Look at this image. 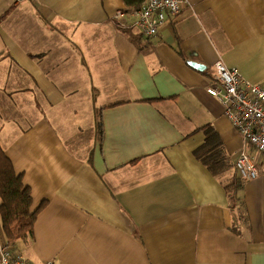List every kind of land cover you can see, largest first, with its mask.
I'll list each match as a JSON object with an SVG mask.
<instances>
[{
	"label": "crops",
	"instance_id": "obj_1",
	"mask_svg": "<svg viewBox=\"0 0 264 264\" xmlns=\"http://www.w3.org/2000/svg\"><path fill=\"white\" fill-rule=\"evenodd\" d=\"M123 8L0 0V147L40 206L12 252L32 264H264V153L206 92L218 60L264 86V0H185L150 37ZM243 150L259 170L245 182Z\"/></svg>",
	"mask_w": 264,
	"mask_h": 264
},
{
	"label": "built area",
	"instance_id": "obj_2",
	"mask_svg": "<svg viewBox=\"0 0 264 264\" xmlns=\"http://www.w3.org/2000/svg\"><path fill=\"white\" fill-rule=\"evenodd\" d=\"M184 3L185 0H145L134 11L131 25L143 36H153L166 17L179 13ZM121 14L117 12L115 16ZM213 66L214 83L206 88V92L221 103L224 114L245 144L264 153V86L245 80L236 68H227L222 61H216ZM248 155L243 150L234 161V169L244 182L259 175L255 162ZM19 254L13 253L5 241L0 242V264H32ZM41 264L53 263L44 261Z\"/></svg>",
	"mask_w": 264,
	"mask_h": 264
},
{
	"label": "trees",
	"instance_id": "obj_3",
	"mask_svg": "<svg viewBox=\"0 0 264 264\" xmlns=\"http://www.w3.org/2000/svg\"><path fill=\"white\" fill-rule=\"evenodd\" d=\"M145 0H123L124 13H131L139 9ZM98 130H101L100 124ZM206 147L197 149L196 154L201 161L208 165V159L204 157ZM0 147V219L4 241L14 251V243L18 240H27L33 234V225L36 210L31 211L32 198L28 186L22 182L21 174H16L10 160Z\"/></svg>",
	"mask_w": 264,
	"mask_h": 264
},
{
	"label": "water",
	"instance_id": "obj_4",
	"mask_svg": "<svg viewBox=\"0 0 264 264\" xmlns=\"http://www.w3.org/2000/svg\"><path fill=\"white\" fill-rule=\"evenodd\" d=\"M189 64L191 65V66H193L194 68H197V69H202L203 68V66H201L200 64H198L197 62H191V61H189Z\"/></svg>",
	"mask_w": 264,
	"mask_h": 264
},
{
	"label": "rangeland",
	"instance_id": "obj_5",
	"mask_svg": "<svg viewBox=\"0 0 264 264\" xmlns=\"http://www.w3.org/2000/svg\"><path fill=\"white\" fill-rule=\"evenodd\" d=\"M19 255H21L23 258H25L22 254H19ZM26 259V258H25ZM47 261H51V260H47Z\"/></svg>",
	"mask_w": 264,
	"mask_h": 264
}]
</instances>
